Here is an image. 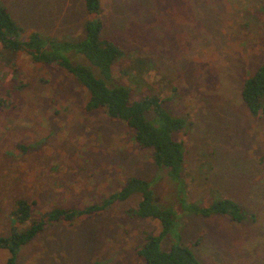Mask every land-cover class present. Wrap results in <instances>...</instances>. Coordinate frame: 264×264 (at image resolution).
Masks as SVG:
<instances>
[{
    "label": "rangeland",
    "instance_id": "obj_1",
    "mask_svg": "<svg viewBox=\"0 0 264 264\" xmlns=\"http://www.w3.org/2000/svg\"><path fill=\"white\" fill-rule=\"evenodd\" d=\"M0 1L22 28L20 41L32 32L58 42L85 38L83 0ZM94 19L101 38L122 51L110 85L126 87L132 101L167 99L165 109L184 121L175 138L184 147L185 190L178 194L123 122L102 108L86 112L88 94L70 75L0 45V236L29 228L11 215L20 199L35 215L82 210L135 177L174 213L163 249L188 246L199 264H264V116H252L241 97L264 64V0H101ZM69 58L99 77L81 55ZM224 199L245 218L185 210ZM140 200L135 193L72 223L46 225L14 264H143L141 236L161 228L134 215ZM8 258L0 250V264Z\"/></svg>",
    "mask_w": 264,
    "mask_h": 264
},
{
    "label": "trees",
    "instance_id": "obj_2",
    "mask_svg": "<svg viewBox=\"0 0 264 264\" xmlns=\"http://www.w3.org/2000/svg\"><path fill=\"white\" fill-rule=\"evenodd\" d=\"M83 1L90 18L85 23V38L79 42L45 40L38 32H32L25 41H20L22 28L0 1V45L11 52L24 51L33 62L55 66L70 75L88 94L86 112L91 113L102 108L110 119L123 122L133 130L134 142L138 147L152 150L154 164L167 169L169 176L178 184L185 153L183 144L175 135L183 128L184 121L172 116L165 109L167 99L151 96L141 101H132L126 87L110 85L111 68L121 57L122 51L114 43L100 36L102 23L94 17L100 12L101 0ZM48 44L50 48H45ZM70 54L84 57L98 70L99 77L91 68L72 62ZM241 97L252 116H264V64L245 81ZM149 114L150 117L147 116ZM177 189L178 194L185 190L184 186L179 184ZM135 193L140 194L141 200L134 215L141 219L156 220L161 228L157 235L142 234L137 256L143 264H199L188 246L173 243L169 249H163L162 241L169 236L174 225V213L172 209L156 205L149 184L135 177L128 179L122 189L109 195L101 203L86 206L82 210L55 209L35 215L32 203L25 199L16 201L11 212L13 219L20 224L30 221V226L23 232L19 233L13 228L10 235L0 236V250H7V264H14L19 250L46 225L72 223L81 216L103 211L117 201H125ZM185 210L202 217L229 216L236 221L245 218L240 207L228 199L212 202L205 207L187 204Z\"/></svg>",
    "mask_w": 264,
    "mask_h": 264
}]
</instances>
